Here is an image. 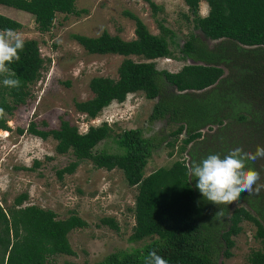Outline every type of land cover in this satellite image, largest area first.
I'll return each instance as SVG.
<instances>
[{
  "label": "trees",
  "instance_id": "trees-1",
  "mask_svg": "<svg viewBox=\"0 0 264 264\" xmlns=\"http://www.w3.org/2000/svg\"><path fill=\"white\" fill-rule=\"evenodd\" d=\"M185 2L195 29L217 44L211 49L192 35L180 53L182 60L193 64L176 74L157 69V60L172 59L173 55L166 38L172 32L163 26L164 35L158 37L141 19L129 15L136 22V39L132 41H124L107 31L98 38L73 36L91 55L137 56L146 61L126 59L118 70V80L94 78L90 83L94 98L77 103V110L96 119L113 102L124 103L128 95L141 92L148 100L157 101L148 119L150 124L167 121L169 126H178L168 137H148L141 129H130L112 138L113 128L107 123L81 134L68 121L50 132L39 131L35 124L29 130L44 140L53 137L58 142L59 154L73 152L76 156L78 161L60 171V178L64 174L73 175L80 162L90 160L99 169L123 171L130 186L138 188L136 225L130 242H148L130 252L111 254L98 264H145L144 257L152 250L168 264H219L222 256L233 257L234 237L242 233L244 222L257 227V238L264 245V191L259 195L243 193L237 202L244 206L232 210L234 204L217 206L204 200L195 187L196 178L190 174V165L209 154H220L223 158L237 147L254 153L257 146H264V0ZM202 2L210 8L207 17L199 14ZM0 5L31 14L41 34L53 29L58 14L87 13L77 10L76 0H0ZM152 7L158 9L154 4ZM22 27L0 14V29L19 31ZM19 54L21 59L9 67L16 73L14 78L21 81V87H0V107L9 115L25 103L28 87L41 78L45 69L37 41H25ZM2 89L13 99L11 104ZM7 123L6 115L0 118V132L4 135L10 131ZM234 126L237 130L257 131L258 139L249 141L243 131L241 138L236 132L227 133ZM215 128L219 131L217 139L212 133ZM203 130L211 133V145L197 150L190 145L206 141ZM182 135L186 138L179 153L186 152L190 160L175 161L172 166L146 176L155 151L166 144L173 156ZM111 138L117 148L115 153L94 152L100 143ZM256 164L257 161L249 162L250 167L260 171ZM28 199L24 194L6 211L0 208V264H49L50 259L58 256H75L69 234L87 228V222L75 214L60 219L52 210L24 206ZM219 207L223 215L213 219ZM101 223L120 230L114 219L104 218ZM248 263L264 264V248L252 251Z\"/></svg>",
  "mask_w": 264,
  "mask_h": 264
},
{
  "label": "rangeland",
  "instance_id": "rangeland-1",
  "mask_svg": "<svg viewBox=\"0 0 264 264\" xmlns=\"http://www.w3.org/2000/svg\"><path fill=\"white\" fill-rule=\"evenodd\" d=\"M152 4L158 9L155 10ZM76 8L87 13L81 16L58 14L53 29L41 34L31 14L0 5L1 15L23 25L18 32L25 41H37L41 57L45 60L41 78L27 89L25 103L12 115L6 114L10 128L8 135L0 132V208L6 211L18 197L26 194L29 199L24 206L34 205L52 210L60 219L75 214L89 225L69 234L75 256H58L50 259L49 264H98L111 254L130 252L148 240L137 244L130 242L136 225L134 208L138 188L130 186L123 171L99 169L92 161L86 160L80 162L73 175L64 174L60 178L58 173L78 161L76 156L73 152L59 154L58 142L51 136L44 140L32 134L29 131L31 126L35 124L39 131L50 132L59 129L63 121H68L81 134H86L91 127L107 123L113 128L112 138L126 130L141 129L148 137L158 139L168 137L178 127L173 124L169 126L167 121L150 124L148 119L157 101L148 100L141 92L128 95L124 103L113 102L96 119L79 112L77 103L94 98L90 88L94 78L118 80V70L126 59L137 63L146 61L137 56L91 55L73 36L98 38L107 31L124 41H132L136 39V22L129 15L141 19L149 31L158 37L164 35L163 26L172 32L169 34L171 37L166 38L173 55L172 59L157 60L156 65L159 71L175 74L193 64L192 61L182 60L180 53L192 35L199 37L211 49L217 44L195 29L185 0H76ZM209 12L208 4L202 2L200 16L207 17ZM2 79L0 87L4 88ZM2 92L11 104L13 99L6 96L4 89ZM234 127L227 133L236 132L241 138L243 131L249 141L258 139L257 131L237 130V126ZM218 132L217 128L212 132L216 139ZM202 133L206 141L190 145L197 150L211 145V133L208 130ZM112 138L100 143L94 152L115 153L117 148ZM185 138V135L179 138L173 156H170L172 149L167 148L166 144L157 149L145 175L162 167L168 168L175 161H189L186 152L179 153ZM213 145H217V142ZM256 165L260 169L262 183L264 159H258ZM241 206L244 204L236 202L232 210ZM104 218L114 219L120 230L117 232L109 225H103L101 221ZM242 227V233L234 237L233 257L226 259L222 256L219 264H249L251 252L264 248L262 240L257 238L258 229L254 224L244 222Z\"/></svg>",
  "mask_w": 264,
  "mask_h": 264
},
{
  "label": "clouds",
  "instance_id": "clouds-1",
  "mask_svg": "<svg viewBox=\"0 0 264 264\" xmlns=\"http://www.w3.org/2000/svg\"><path fill=\"white\" fill-rule=\"evenodd\" d=\"M25 40L21 33L12 28L0 29V77L7 88L19 89L21 81L16 73L9 67L18 62L20 52L24 50ZM6 115L0 107V118ZM264 159V146H257L255 152L244 151L237 147L223 158L220 154H209L201 161L190 165V174L197 180L195 187L199 190L204 200L214 205H232L240 200L243 193L259 195L264 191V183H260L261 173L249 166ZM223 215L219 211L213 219ZM145 264H168V261L156 250H152L144 257Z\"/></svg>",
  "mask_w": 264,
  "mask_h": 264
}]
</instances>
